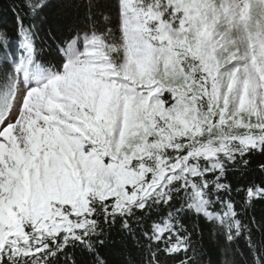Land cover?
<instances>
[{
    "label": "snow or ice",
    "instance_id": "snow-or-ice-1",
    "mask_svg": "<svg viewBox=\"0 0 264 264\" xmlns=\"http://www.w3.org/2000/svg\"><path fill=\"white\" fill-rule=\"evenodd\" d=\"M0 264H264V0H4Z\"/></svg>",
    "mask_w": 264,
    "mask_h": 264
},
{
    "label": "trees",
    "instance_id": "trees-1",
    "mask_svg": "<svg viewBox=\"0 0 264 264\" xmlns=\"http://www.w3.org/2000/svg\"><path fill=\"white\" fill-rule=\"evenodd\" d=\"M0 3H4V0H0ZM0 24H6L7 28H12V17L10 15L4 16Z\"/></svg>",
    "mask_w": 264,
    "mask_h": 264
}]
</instances>
